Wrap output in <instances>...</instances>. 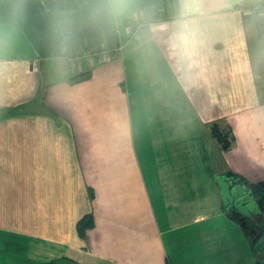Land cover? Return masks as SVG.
<instances>
[{
  "label": "crops",
  "instance_id": "1",
  "mask_svg": "<svg viewBox=\"0 0 264 264\" xmlns=\"http://www.w3.org/2000/svg\"><path fill=\"white\" fill-rule=\"evenodd\" d=\"M243 1L0 0V264H259L216 181L264 183Z\"/></svg>",
  "mask_w": 264,
  "mask_h": 264
},
{
  "label": "water",
  "instance_id": "2",
  "mask_svg": "<svg viewBox=\"0 0 264 264\" xmlns=\"http://www.w3.org/2000/svg\"><path fill=\"white\" fill-rule=\"evenodd\" d=\"M216 181L226 212L229 214L231 205L235 204V210L241 215V217L248 218L252 210L251 206L254 205L257 207L256 204L258 203L251 200L249 195L245 194L243 185L239 180L228 175H222L217 177ZM259 234L260 239L254 244L253 249L260 254L258 263L264 264V232L261 231Z\"/></svg>",
  "mask_w": 264,
  "mask_h": 264
},
{
  "label": "flooded vegetation",
  "instance_id": "3",
  "mask_svg": "<svg viewBox=\"0 0 264 264\" xmlns=\"http://www.w3.org/2000/svg\"><path fill=\"white\" fill-rule=\"evenodd\" d=\"M245 194L249 195L251 200L256 201L258 204L256 206H251L252 210L249 214L248 218H243L241 215L235 210V204L231 205L229 214L232 217H235L237 221L243 226L248 227L249 231L252 233L256 242L260 239V232H264V199L257 197L252 189L245 188L243 186ZM241 219V220H239Z\"/></svg>",
  "mask_w": 264,
  "mask_h": 264
},
{
  "label": "trees",
  "instance_id": "4",
  "mask_svg": "<svg viewBox=\"0 0 264 264\" xmlns=\"http://www.w3.org/2000/svg\"><path fill=\"white\" fill-rule=\"evenodd\" d=\"M211 130H212V135L213 137L217 140V142L221 145V148L223 150H227L231 147V143H232V137L229 135V133L227 132H224L222 131L217 124H214L212 127H211ZM249 189H252L253 192L255 193V195L257 197H260L261 199H264V183H258L256 185H253L251 188ZM235 218V217H234ZM91 224H92V220L89 219L88 217L87 218H84L82 219L80 222H79V226H78V230H79V233L81 235L84 234V231L91 227ZM246 228L247 230L248 227H244ZM251 233V232H250ZM252 235V233H251ZM253 236V235H252ZM252 241L254 242V244L256 243V240L255 238L253 237Z\"/></svg>",
  "mask_w": 264,
  "mask_h": 264
},
{
  "label": "rangeland",
  "instance_id": "5",
  "mask_svg": "<svg viewBox=\"0 0 264 264\" xmlns=\"http://www.w3.org/2000/svg\"><path fill=\"white\" fill-rule=\"evenodd\" d=\"M241 5L245 9L246 7L249 8L248 10L251 15L254 14L256 17H264V0H244Z\"/></svg>",
  "mask_w": 264,
  "mask_h": 264
},
{
  "label": "built area",
  "instance_id": "6",
  "mask_svg": "<svg viewBox=\"0 0 264 264\" xmlns=\"http://www.w3.org/2000/svg\"><path fill=\"white\" fill-rule=\"evenodd\" d=\"M137 33H138V31L133 32V33L131 34V37H132V38H136ZM98 55H99V56H102V55H104V54H103V53H99ZM76 60H79V58H77Z\"/></svg>",
  "mask_w": 264,
  "mask_h": 264
}]
</instances>
